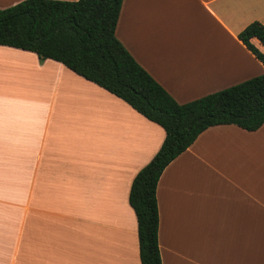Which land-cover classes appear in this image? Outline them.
Segmentation results:
<instances>
[{"label": "crops", "instance_id": "0c3cea01", "mask_svg": "<svg viewBox=\"0 0 264 264\" xmlns=\"http://www.w3.org/2000/svg\"><path fill=\"white\" fill-rule=\"evenodd\" d=\"M254 21L264 0H122L114 35L185 104L264 74L237 38ZM164 137L61 63L0 45V264H140L129 190ZM155 196L161 264H264V123L201 132Z\"/></svg>", "mask_w": 264, "mask_h": 264}, {"label": "trees", "instance_id": "16d2710c", "mask_svg": "<svg viewBox=\"0 0 264 264\" xmlns=\"http://www.w3.org/2000/svg\"><path fill=\"white\" fill-rule=\"evenodd\" d=\"M122 0H24L0 9V45L50 59L116 96L165 137L135 175L128 201L137 222L140 264H161L156 187L165 167L206 129L235 125L245 131L264 123V74L197 100L178 104L125 50L114 32ZM264 65V25L251 22L237 35Z\"/></svg>", "mask_w": 264, "mask_h": 264}]
</instances>
